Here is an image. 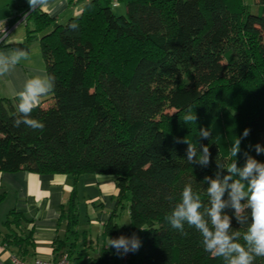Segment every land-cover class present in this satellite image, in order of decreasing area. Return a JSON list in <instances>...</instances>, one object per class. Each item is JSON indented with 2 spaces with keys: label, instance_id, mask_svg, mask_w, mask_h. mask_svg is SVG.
<instances>
[{
  "label": "trees",
  "instance_id": "16d2710c",
  "mask_svg": "<svg viewBox=\"0 0 264 264\" xmlns=\"http://www.w3.org/2000/svg\"><path fill=\"white\" fill-rule=\"evenodd\" d=\"M117 1L125 14L116 15L110 0H93L64 23L28 5L7 20L12 25L18 13H27L22 24L27 44L39 39L55 87L51 102L33 110L44 125L38 130L14 127L18 99L0 97V172L63 174L72 180L82 174L114 177L116 205L123 208L127 201L129 227L113 218L104 223L96 264H119L105 241L134 232L142 246L128 264H223L204 251L195 229L185 225L187 235L182 234L166 217L186 183L207 202L204 177L214 176L216 158L231 162L212 132L199 140V130L192 133L198 125L184 124L189 111L209 118L214 104L237 94L231 104L238 105L235 112L245 109V128L251 129L238 166L245 151L264 162V154L250 147L264 142V0H254L255 14H245L242 0ZM73 22L77 30L68 27ZM218 93L222 97L215 100ZM176 137L207 144L211 164H189L187 145L176 143ZM15 214L10 211L5 224L15 222ZM78 215L73 189L61 207L66 237L53 245L54 258L67 252L71 264H80L87 249L77 244ZM233 227L245 231L235 222ZM254 264H264V257Z\"/></svg>",
  "mask_w": 264,
  "mask_h": 264
},
{
  "label": "clouds",
  "instance_id": "9594fccd",
  "mask_svg": "<svg viewBox=\"0 0 264 264\" xmlns=\"http://www.w3.org/2000/svg\"><path fill=\"white\" fill-rule=\"evenodd\" d=\"M29 9L35 11L49 6L50 0H27ZM27 13L25 14V16ZM77 30L75 22L68 27ZM3 37H6V33ZM29 53L17 49L11 56L0 55V75L9 68L27 59ZM55 87L54 77L44 73L28 78L23 89L16 94L18 99V115L13 126L24 125L32 130L43 129L44 125L33 118V110L39 107L41 98L49 95ZM197 115L189 111L183 118L185 125L196 123ZM251 129L245 128L236 136L229 148L230 163L218 161L214 176L206 175L203 183L207 185L205 195L207 202L193 190L192 183H186L166 220L173 229L185 232V225L195 229L202 237L204 251L212 257L223 259V264H254L256 257H264V162L257 160L247 151L243 153L245 162L238 166L237 157L241 153V144L250 135ZM212 133L209 128L201 127L197 137L208 140ZM176 143L185 144L186 161L192 165L208 167L212 162V153L207 144L193 142L187 137L174 138ZM256 154H264V146L260 143L250 145ZM235 158V159H231ZM226 173V174H225ZM169 201L173 197H167ZM230 210V211H226ZM245 228L243 234L234 230ZM235 228V229H238ZM141 231L144 229L140 228ZM243 239L244 243L239 241ZM142 241L137 233L130 236L121 234L116 238L108 237L107 248L115 249V254L123 258L129 253L137 252Z\"/></svg>",
  "mask_w": 264,
  "mask_h": 264
},
{
  "label": "crops",
  "instance_id": "0c3cea01",
  "mask_svg": "<svg viewBox=\"0 0 264 264\" xmlns=\"http://www.w3.org/2000/svg\"><path fill=\"white\" fill-rule=\"evenodd\" d=\"M11 1H13L11 5L5 4H8L9 10L4 9L0 13V21H7L16 9L28 5L27 0ZM90 1L93 0H50L49 6L40 9L56 22L64 23L68 18L81 14ZM110 2L114 12L125 11L123 3L117 0ZM2 44L0 55H14L17 49L29 53L27 59H22L10 67L7 73L0 75V97L14 99L28 78L46 73L44 60L39 44L35 42L27 44L26 29L22 24L14 27ZM50 102L51 99L47 95L41 98L40 105L46 107ZM73 189L77 198L79 196L88 198L85 208L87 213L96 216L97 210L100 211L101 219L98 221L102 228L110 218L116 222L118 190L114 177L110 175L82 174L76 180H72L63 174H37L23 170L0 172V196H3L0 211L6 210V214L14 211L16 213L14 217L17 218L13 224L12 222L5 224L6 214L0 218V226L4 228L0 230V259L3 264H6V260L13 264L11 257H17L24 264H31L35 258L55 257L54 241L56 238L66 237V233L64 238L61 236V230L65 232L66 227V222L60 219L61 207L66 205ZM88 220L90 223L93 222L91 217ZM85 233L86 230L81 237L82 240H86ZM28 235L29 239L24 240ZM19 240L24 241L18 242ZM24 250L26 252L22 254Z\"/></svg>",
  "mask_w": 264,
  "mask_h": 264
},
{
  "label": "rangeland",
  "instance_id": "374dc122",
  "mask_svg": "<svg viewBox=\"0 0 264 264\" xmlns=\"http://www.w3.org/2000/svg\"><path fill=\"white\" fill-rule=\"evenodd\" d=\"M13 1L11 0H0V13L3 12L4 9H7L8 4H12ZM8 3L7 5H5ZM244 6V12L247 13H257V8L254 4V0H242ZM9 10V9H7ZM116 15H123L124 12H120L118 10L115 11ZM35 42L39 44V39L34 37L29 43ZM125 74V73H124ZM215 98L217 100L219 97L221 99V95ZM225 95V94H223ZM237 98V94L234 95V99ZM229 96H226L224 101H221V105L214 104L215 110L211 111L212 116L209 118H197L196 123H192L194 125H198L197 130L193 131L192 133H197L201 127L209 128L215 137V141L219 149L223 152L224 155H227L228 158L230 157L229 148L231 147L232 142L236 139V136L242 134L243 130L245 129L246 123V115L245 109H240L241 112H235L233 109L234 107H238L236 104H231L232 102H237ZM228 106L225 107V106ZM224 107L226 109H224ZM245 139L242 141L241 148L243 147ZM264 144V142H261ZM242 153V152H241ZM240 153V154H241ZM239 154V155H240ZM238 155V156H239ZM88 200L87 197L79 196L77 198L78 206H80V213L78 215V225L76 229H78V236L77 244L87 246L86 253L81 260L80 264H96V261L99 258V250L101 249L102 245L104 244V240L102 237V225L98 221L101 219L100 211L97 210V215H92L87 213L86 211V201ZM1 202V201H0ZM7 205V204H6ZM123 208H119L117 211V219L116 222L118 225H124L125 227H129V218L127 214V201L124 200L122 203ZM3 212V213H2ZM0 218L2 215L6 214V210L0 211ZM9 212L6 214L5 218L8 217ZM91 217L93 221L90 223L88 218ZM7 219V218H6ZM11 219V217H10ZM13 224V223H12ZM3 227V226H2ZM0 226V230L4 229ZM84 230H86V240H82ZM65 232L61 230V236L64 238ZM93 241V242H92ZM108 239H106L107 244ZM90 245V247H88ZM72 261V259H71ZM6 264H11L9 260L5 261ZM73 264V263H72Z\"/></svg>",
  "mask_w": 264,
  "mask_h": 264
},
{
  "label": "built area",
  "instance_id": "2783aa9c",
  "mask_svg": "<svg viewBox=\"0 0 264 264\" xmlns=\"http://www.w3.org/2000/svg\"><path fill=\"white\" fill-rule=\"evenodd\" d=\"M25 14L18 13V19L12 25L8 24L7 21H0V43L8 36V34L16 27L17 25H21L25 23ZM6 33V37H3ZM132 253L127 254L123 258H120L119 264H128V261L131 257ZM13 264H24L17 257H11ZM0 264L3 262L0 259ZM31 264H71L70 257L67 252H63L56 256V258L49 259H41L35 258Z\"/></svg>",
  "mask_w": 264,
  "mask_h": 264
}]
</instances>
